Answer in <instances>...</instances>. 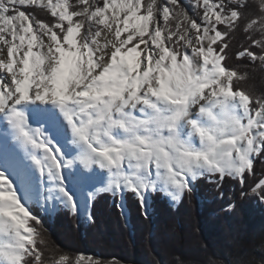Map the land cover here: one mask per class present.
<instances>
[{"label": "snow or ice", "instance_id": "snow-or-ice-1", "mask_svg": "<svg viewBox=\"0 0 264 264\" xmlns=\"http://www.w3.org/2000/svg\"><path fill=\"white\" fill-rule=\"evenodd\" d=\"M188 5L0 0V264H105L54 245L34 208L91 220L99 195L123 214L131 193L147 218L150 194L176 206L200 180L243 189L264 163V94L240 71H264V0ZM237 33L248 64L230 67ZM245 196L264 204V178Z\"/></svg>", "mask_w": 264, "mask_h": 264}, {"label": "trees", "instance_id": "trees-1", "mask_svg": "<svg viewBox=\"0 0 264 264\" xmlns=\"http://www.w3.org/2000/svg\"><path fill=\"white\" fill-rule=\"evenodd\" d=\"M180 2L195 15L184 0ZM37 15L51 19L39 12ZM243 41V34L237 33L227 61L230 67L248 64L235 58ZM240 71L249 73L243 82L245 88L264 94V71L244 67ZM254 173L246 177L243 189L232 180H225L219 189L200 180L195 184V194L185 196L177 207L163 194H150L152 211L147 218L133 194L126 193L128 223L117 207L119 198L110 194H101L92 203L90 222L64 210L52 216L36 208L33 211L43 220L54 245L69 254L100 257L105 264H171L176 253L193 261H203L212 254L223 264H264V204L254 196L241 197V191H249L264 178V163L257 160ZM230 204L235 207L229 211Z\"/></svg>", "mask_w": 264, "mask_h": 264}, {"label": "water", "instance_id": "water-1", "mask_svg": "<svg viewBox=\"0 0 264 264\" xmlns=\"http://www.w3.org/2000/svg\"><path fill=\"white\" fill-rule=\"evenodd\" d=\"M198 202H199V204L201 203V200L198 198ZM150 203H151V200H150V196H149V198H148V214L152 211L151 209H150ZM170 205H171V203L170 202H168ZM178 205H176V206H174V207H177ZM123 207H124V213L122 214L124 217H125V219H126V222L128 223L129 222V213H128V211H127V208H126V202H125V200L123 201Z\"/></svg>", "mask_w": 264, "mask_h": 264}, {"label": "rangeland", "instance_id": "rangeland-1", "mask_svg": "<svg viewBox=\"0 0 264 264\" xmlns=\"http://www.w3.org/2000/svg\"><path fill=\"white\" fill-rule=\"evenodd\" d=\"M184 2L185 3H187L188 4V0H184ZM167 199V198H166ZM125 200V199H124ZM151 200V199H150ZM168 201V200H167ZM169 202V201H168ZM150 205H151V203H150ZM36 209H38V208H36ZM57 212V211H56ZM56 212L55 213H53V214H50V216H52V215H55L56 214ZM89 213H90V208H89V211H88ZM44 215H46V214H44ZM47 216H49V215H47ZM80 219H84V220H86L87 222H90V220L87 218L88 217V213H85V214H83V215H81V216H78Z\"/></svg>", "mask_w": 264, "mask_h": 264}, {"label": "bare ground", "instance_id": "bare-ground-1", "mask_svg": "<svg viewBox=\"0 0 264 264\" xmlns=\"http://www.w3.org/2000/svg\"><path fill=\"white\" fill-rule=\"evenodd\" d=\"M89 211V210H88Z\"/></svg>", "mask_w": 264, "mask_h": 264}]
</instances>
